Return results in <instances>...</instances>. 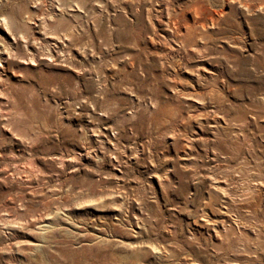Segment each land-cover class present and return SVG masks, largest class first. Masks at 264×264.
Masks as SVG:
<instances>
[{
    "label": "rangeland",
    "instance_id": "rangeland-1",
    "mask_svg": "<svg viewBox=\"0 0 264 264\" xmlns=\"http://www.w3.org/2000/svg\"><path fill=\"white\" fill-rule=\"evenodd\" d=\"M259 185L264 0H0V264H264Z\"/></svg>",
    "mask_w": 264,
    "mask_h": 264
},
{
    "label": "bare ground",
    "instance_id": "bare-ground-1",
    "mask_svg": "<svg viewBox=\"0 0 264 264\" xmlns=\"http://www.w3.org/2000/svg\"><path fill=\"white\" fill-rule=\"evenodd\" d=\"M203 5V4H202ZM202 5H200V7H201V9L203 8V6ZM217 13L215 12V11H212L211 13H210V15L208 16L209 18H215L214 17V15H216ZM218 15V14H217ZM181 16V15H180ZM184 16V15H183ZM183 17H181V19H182ZM174 21H176V20H174ZM183 24V23H182ZM184 159H187V156H182ZM244 159V158H243ZM237 167V166H236ZM239 171V170H238ZM245 178V177H244ZM219 181V180H218ZM213 182V181H212ZM220 182V181H219ZM214 183V182H213ZM222 183V182H221ZM215 184V183H214ZM216 184H217V182H216ZM220 184V183H219ZM256 191V190H255ZM257 192H258V197H256L257 198V202H255V204H253V206L254 207H252L253 209H255V206H259V204L261 203V201L263 202V204H264V185H259L258 186V188H257ZM239 199V198H238ZM229 207H231V206H229ZM228 205H227V207H223V211H222V219H221V222L222 223H228L231 219L228 217V214H227V212H228ZM249 210V209H248ZM236 216V215H235ZM236 218V217H235ZM231 221H233V220H231ZM238 222V221H237ZM221 223V224H222ZM223 225V224H222ZM230 225V224H229ZM228 225V226H229ZM237 227V226H236ZM253 227V226H252ZM224 228V227H223ZM238 229V228H237ZM256 230V229H255ZM219 232V229H216V228H213L212 227V233H210L211 235H213V236H216V237H218V242L221 244V239H220V237L218 236V233ZM242 235H240L242 238H243V240L245 241H247V242H249V240H254V245H252L250 248L247 246V247H245V246H243L244 245V243L243 244H241V247L240 248H242V247H245V248H243V250H242V255H244V257L246 258V259H249V258H255V257H260V256H264V235H260V234H253L252 236H249L248 235V233L246 234V233H244V231H242V232H240ZM239 233V234H240ZM208 234H209V232H208ZM219 235H221V234H219ZM232 235V234H231ZM240 237V238H241ZM227 238V237H226ZM236 238V237H235ZM238 238H239V236H238ZM229 239V238H228ZM237 240V239H236ZM239 240V239H238ZM234 241V240H233ZM224 242V241H223ZM229 242V241H228ZM238 242V241H237ZM227 243V242H226ZM246 243V242H245ZM249 244V243H248ZM234 245V244H233ZM246 245V244H245ZM228 247H229V249H232V248H234V250H235V253H237V254H240L239 252H238V250H239V247H237L238 245H235V246H229V245H227ZM259 249V250H258ZM258 250V251H257ZM164 251V250H163ZM232 253V252H231ZM232 260H234V261H237L238 262V259H236V258H233ZM194 261V260H193ZM240 263V262H239ZM193 264H198V262H193ZM200 264V263H199Z\"/></svg>",
    "mask_w": 264,
    "mask_h": 264
}]
</instances>
